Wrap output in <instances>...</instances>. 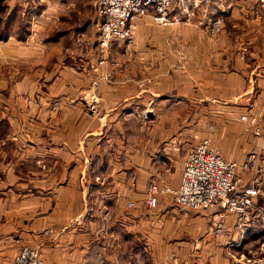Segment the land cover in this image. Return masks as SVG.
<instances>
[{"label":"crops","instance_id":"obj_1","mask_svg":"<svg viewBox=\"0 0 264 264\" xmlns=\"http://www.w3.org/2000/svg\"><path fill=\"white\" fill-rule=\"evenodd\" d=\"M0 3L31 17L23 45L12 32L0 44V54L17 62L23 55L45 61L41 54L52 52L58 31L101 20L92 0ZM173 6L188 21L156 25L144 16L155 27L135 30L124 46L134 57L115 63L109 81L96 78L100 115L87 119V127L84 120L77 128L28 129V187L14 184L22 181L15 172L12 185L0 186V264H12L24 245L48 264H239L240 254L264 239L262 222L237 221L224 203L188 216L170 195L153 207L145 203L151 181L179 183L188 151L204 137L226 159L242 162L257 152L260 170L238 168L245 183L264 168V141L253 132L256 124L264 128V9L258 0H203L197 8L174 0ZM219 14L227 20L213 32L210 22ZM55 94L41 90L32 98L48 102ZM84 100L82 94L72 105L81 116ZM45 105L34 116L54 115ZM221 213L224 226L214 232ZM182 233L189 238L177 241Z\"/></svg>","mask_w":264,"mask_h":264},{"label":"rangeland","instance_id":"obj_2","mask_svg":"<svg viewBox=\"0 0 264 264\" xmlns=\"http://www.w3.org/2000/svg\"><path fill=\"white\" fill-rule=\"evenodd\" d=\"M30 20L28 13L21 14L19 11L9 13L8 6L0 3V44L6 39L7 33L12 32L14 38L20 40V44L23 45L22 41L27 39L25 37L30 27ZM137 21L136 31L143 27L141 26L143 24L145 27H155L152 25L153 22L147 21L144 16L136 17ZM89 23L86 21L82 30H77L76 27L68 29V33L65 32L64 35L62 34L64 29L58 31L61 37L52 44V52L41 54L42 56L47 55L45 61L44 59L40 61L39 58L28 59L23 55L24 59L17 62L12 60V54L7 55L6 52L4 55L0 54V186L3 188H6V185H12L13 172L21 176L18 178L22 180L21 182L15 180L14 184L19 183V187H28L30 157L28 129L36 128L39 124L49 127L64 124L67 128H77L82 127L84 120H86L84 124L87 127V119L100 115V100L95 92L93 93V87L97 84L96 78L101 77L109 81L108 79L113 75L112 67L115 63L121 66L124 62L131 60L130 56L134 57L131 50H126L124 47L130 44L131 40L111 39L105 43L102 41L100 24L98 26L96 21L94 25ZM39 39L45 41L44 37H39ZM36 41L39 40L36 39ZM85 78L94 79L89 82L90 86L85 85L83 81ZM58 80L63 83H58ZM40 81H46V84L40 86ZM41 90H47L51 94L56 93L54 95L56 97L48 101L49 106L47 101H34L32 98V95L41 94ZM82 94L86 96L85 104L79 102L85 107L84 116L78 115L77 107L79 106L76 108L72 106L78 103L77 99L81 98ZM62 103L69 106V109H60ZM45 104L54 115L49 113L50 116L47 117L44 112L43 117L42 115L34 116L36 107L46 106ZM129 119H132L133 126H135L136 121L133 119L136 118ZM8 168L11 170L8 171ZM8 173L11 177L5 179ZM3 179H5L4 182L1 181ZM24 199L27 197L19 198L21 201ZM182 211V214L188 211L185 214L187 216L191 213H204V211L188 210L186 207H182ZM188 238L182 233L176 239L180 241ZM135 264L141 263L136 262Z\"/></svg>","mask_w":264,"mask_h":264},{"label":"built area","instance_id":"obj_3","mask_svg":"<svg viewBox=\"0 0 264 264\" xmlns=\"http://www.w3.org/2000/svg\"><path fill=\"white\" fill-rule=\"evenodd\" d=\"M185 2L186 0H181ZM200 7L203 0H191ZM264 9V0H258ZM101 16L100 29L103 42L111 39L132 40L137 28L136 17L148 16L156 24L171 25L188 21L174 11V0H92ZM227 16L219 14L210 22V29L219 32ZM242 118H246L242 115ZM256 124V117L250 118ZM256 136L264 141V128L256 124ZM244 171L259 169L258 154L251 150L242 162L226 159L208 137L202 138L187 153L177 185L151 181L147 187L145 203L156 206L159 198L170 195L172 201L189 209L205 211L224 203L228 213L240 222H262L264 228V168L248 183L238 168ZM128 205H133L132 201ZM225 214L215 215L210 226L214 232L224 226ZM240 223V226H242ZM242 229V228H241ZM239 264H264V239L239 256ZM12 264H48L37 248L24 245L15 254Z\"/></svg>","mask_w":264,"mask_h":264}]
</instances>
